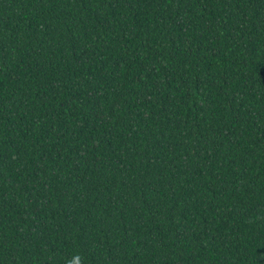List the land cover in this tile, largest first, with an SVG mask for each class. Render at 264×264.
Segmentation results:
<instances>
[{"label": "trees", "instance_id": "obj_1", "mask_svg": "<svg viewBox=\"0 0 264 264\" xmlns=\"http://www.w3.org/2000/svg\"><path fill=\"white\" fill-rule=\"evenodd\" d=\"M264 264V0H0V264Z\"/></svg>", "mask_w": 264, "mask_h": 264}, {"label": "clouds", "instance_id": "obj_2", "mask_svg": "<svg viewBox=\"0 0 264 264\" xmlns=\"http://www.w3.org/2000/svg\"><path fill=\"white\" fill-rule=\"evenodd\" d=\"M82 259H83V258H81V257H77L78 264H79V262H80Z\"/></svg>", "mask_w": 264, "mask_h": 264}]
</instances>
